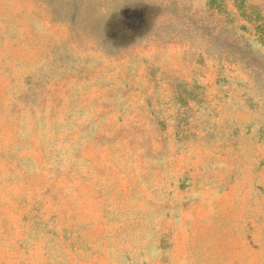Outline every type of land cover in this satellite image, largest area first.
<instances>
[{
	"label": "rangeland",
	"instance_id": "rangeland-1",
	"mask_svg": "<svg viewBox=\"0 0 264 264\" xmlns=\"http://www.w3.org/2000/svg\"><path fill=\"white\" fill-rule=\"evenodd\" d=\"M0 264H264V0H0Z\"/></svg>",
	"mask_w": 264,
	"mask_h": 264
}]
</instances>
